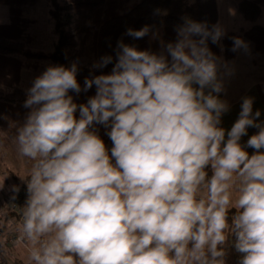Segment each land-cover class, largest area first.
Wrapping results in <instances>:
<instances>
[{"label":"clouds","instance_id":"1","mask_svg":"<svg viewBox=\"0 0 264 264\" xmlns=\"http://www.w3.org/2000/svg\"><path fill=\"white\" fill-rule=\"evenodd\" d=\"M176 31L167 55L118 41L111 73L85 79L84 91L96 87L86 104L69 95L81 92L75 63L32 82L14 137L33 161L18 225L31 264H226L229 245L238 264H264L261 112L245 97L231 129L221 127L230 106L208 42L224 31L191 20ZM246 47L233 38L232 51ZM94 124L109 129L110 155ZM249 128L252 155L240 143Z\"/></svg>","mask_w":264,"mask_h":264},{"label":"trees","instance_id":"2","mask_svg":"<svg viewBox=\"0 0 264 264\" xmlns=\"http://www.w3.org/2000/svg\"><path fill=\"white\" fill-rule=\"evenodd\" d=\"M38 0H0V4L9 5L11 19L0 23V146L2 155L17 150L14 137L25 123L31 109L24 107L27 89L24 86L23 73L32 70L43 73L49 66L62 65L70 68L77 66V81L81 86L79 94L70 91L73 102L86 104L96 94V87L84 91L85 79L102 74H110L116 62L118 41L135 46L137 50H147L156 54L166 53L165 46L175 42L176 29L186 21L206 23L209 28L219 23L217 0H51V18L59 34L58 42L50 51L33 50L29 45L35 39L30 31L32 20L24 16L27 6L35 5ZM239 12L249 21H257L264 13V0H236ZM148 26L149 33L141 39L126 35L129 28L139 30ZM246 37L254 45V52L264 54V26L253 24L243 31H230L223 35L219 44L208 42L210 50L220 58V64L234 58L233 38ZM112 56V63L96 67L101 58ZM170 60V57H168ZM79 118V110L76 112ZM223 127V119H221ZM103 140L106 148H112V141L102 124H94L93 129ZM27 172L24 177L11 168L9 173L14 189L24 188L22 206L28 199L27 176L33 161L26 158ZM114 162V161H113ZM209 175L211 171L209 169ZM12 190V191H13ZM11 192V191H10ZM9 193V192H8ZM2 199H0L1 202ZM232 209L231 217L235 213ZM19 216L8 211L0 215V227L4 228L10 220ZM10 247H4L2 258L9 261ZM226 264H238L240 256L229 245L226 248Z\"/></svg>","mask_w":264,"mask_h":264},{"label":"rangeland","instance_id":"3","mask_svg":"<svg viewBox=\"0 0 264 264\" xmlns=\"http://www.w3.org/2000/svg\"><path fill=\"white\" fill-rule=\"evenodd\" d=\"M217 3L219 9L218 25L223 29L224 35L230 31H243L251 27L253 24L264 26V13L257 21L253 22L246 20L242 16L238 10L236 0H217ZM51 7V0H38L35 5L27 6L25 8L24 16L32 20L30 31L35 35V39L29 45L33 50L50 51L54 49L58 42L59 34L56 31L54 20L51 18ZM10 19V6L0 4V23L8 22ZM243 53H245V48L243 49ZM250 68L251 67L248 66L244 68V75H242V77H250L249 72L253 71ZM41 74L42 73L33 72L32 70H25L23 73L25 88L28 90L34 79ZM1 150L2 147L0 146V163L5 167L18 172L21 178L24 177L27 172L26 157L21 156L17 150H10L5 155H2ZM7 175L9 174L6 173L0 175V178L3 179H0L1 197L12 191L13 186L15 185L14 182H12V179L8 178L9 176L7 177ZM5 177L9 180L4 181ZM18 246H22V244H19Z\"/></svg>","mask_w":264,"mask_h":264},{"label":"crops","instance_id":"4","mask_svg":"<svg viewBox=\"0 0 264 264\" xmlns=\"http://www.w3.org/2000/svg\"><path fill=\"white\" fill-rule=\"evenodd\" d=\"M248 40L249 39L246 37L243 38V41L247 45L245 53H243L244 48H241L234 58L225 60L221 63L219 75L223 80L224 91L220 93V99L226 101L230 106V110L222 116L223 128L225 130H230L234 122L237 120L238 114L241 110L242 100L245 97L253 99V112L259 110L261 112L259 120L264 121V54L254 52V45L251 40ZM247 66L251 67L250 69L253 71L249 72L250 77H242V75H244V68ZM257 131L258 130L255 128H249L248 135L243 136L240 140L241 145L249 155L254 154L255 150L247 147L246 142L249 137ZM261 151H264V149H261ZM5 168L6 167L0 163V175L7 173L4 172ZM7 177L11 178L10 175H7ZM7 177H5L4 181L9 180ZM0 179L3 180L2 178ZM3 197L0 196V199ZM8 252L11 264H29L31 262L28 258V246L22 245L12 247Z\"/></svg>","mask_w":264,"mask_h":264},{"label":"built area","instance_id":"5","mask_svg":"<svg viewBox=\"0 0 264 264\" xmlns=\"http://www.w3.org/2000/svg\"><path fill=\"white\" fill-rule=\"evenodd\" d=\"M23 193L24 188L18 187L4 196L0 202V215L8 211H13L19 214L16 219L10 220L8 223H4V228L0 227V264H11L10 258L9 261L2 258L4 247L12 248L18 246L19 244L27 246L25 243L18 242V225L22 222V214L24 207L26 206V203L24 206L21 204ZM29 264H31V262Z\"/></svg>","mask_w":264,"mask_h":264}]
</instances>
